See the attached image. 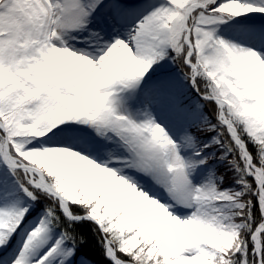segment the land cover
<instances>
[{"label":"snow or ice","instance_id":"snow-or-ice-1","mask_svg":"<svg viewBox=\"0 0 264 264\" xmlns=\"http://www.w3.org/2000/svg\"><path fill=\"white\" fill-rule=\"evenodd\" d=\"M0 264H264V0H0Z\"/></svg>","mask_w":264,"mask_h":264},{"label":"rangeland","instance_id":"rangeland-1","mask_svg":"<svg viewBox=\"0 0 264 264\" xmlns=\"http://www.w3.org/2000/svg\"><path fill=\"white\" fill-rule=\"evenodd\" d=\"M214 108H215V106H214V105H209V109H210V111H213V110H214Z\"/></svg>","mask_w":264,"mask_h":264},{"label":"trees","instance_id":"trees-1","mask_svg":"<svg viewBox=\"0 0 264 264\" xmlns=\"http://www.w3.org/2000/svg\"><path fill=\"white\" fill-rule=\"evenodd\" d=\"M90 227V226H89Z\"/></svg>","mask_w":264,"mask_h":264}]
</instances>
